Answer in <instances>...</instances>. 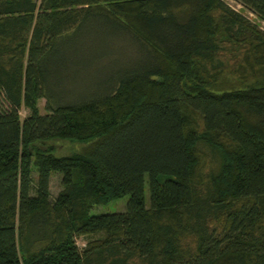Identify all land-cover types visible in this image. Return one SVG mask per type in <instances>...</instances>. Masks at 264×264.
I'll return each instance as SVG.
<instances>
[{"label": "trees", "instance_id": "16d2710c", "mask_svg": "<svg viewBox=\"0 0 264 264\" xmlns=\"http://www.w3.org/2000/svg\"><path fill=\"white\" fill-rule=\"evenodd\" d=\"M107 38L135 57L59 99L53 57ZM0 264H264V29L225 0H0Z\"/></svg>", "mask_w": 264, "mask_h": 264}, {"label": "rangeland", "instance_id": "374dc122", "mask_svg": "<svg viewBox=\"0 0 264 264\" xmlns=\"http://www.w3.org/2000/svg\"><path fill=\"white\" fill-rule=\"evenodd\" d=\"M234 9L242 12L247 18L255 22L259 27L264 29V21L257 18L253 13L244 8L236 0H225ZM125 40H119L115 38H107L101 43L95 50H92L90 54H79L76 57H70L65 59L62 55V59L59 55H55L50 64L52 66L57 64V61L62 70L58 74L51 75V83L53 84L52 90L55 95L63 100H79L93 91L101 85L102 79L108 75V71L113 70L112 67L126 66L134 57V47L131 44L124 43ZM104 50L106 53L104 57L101 55V51ZM108 55V58L105 57ZM94 60L99 61V66L94 68ZM65 62V63H64ZM125 64V65H124ZM112 68V69H111ZM55 85V86H54ZM100 89V88H99ZM45 98H40L38 100V107L40 113H45ZM21 118H25L29 114V110L22 106L19 109ZM56 155L68 154L73 148V146L67 142H60ZM31 175L33 180L36 178V169L32 167ZM61 173L56 172L51 175L50 178V198H54L59 190L61 189ZM144 197L146 206H149V191L147 183H145ZM128 195H124L107 204L94 205L89 210V215L105 214V213H115L122 212L126 208L128 201ZM102 234H93L81 236L76 239V242L80 248H83L89 241L97 238H102Z\"/></svg>", "mask_w": 264, "mask_h": 264}]
</instances>
